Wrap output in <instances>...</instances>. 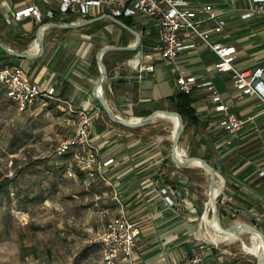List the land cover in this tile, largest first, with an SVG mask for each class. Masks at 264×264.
I'll use <instances>...</instances> for the list:
<instances>
[{
    "label": "crops",
    "instance_id": "1",
    "mask_svg": "<svg viewBox=\"0 0 264 264\" xmlns=\"http://www.w3.org/2000/svg\"><path fill=\"white\" fill-rule=\"evenodd\" d=\"M252 1L191 0L190 5L195 9L210 4L222 14L224 29L220 34L212 33L210 38L234 49L233 64L239 70L264 65V14L242 18L253 7ZM42 3L41 0H0V42L4 46L33 55L37 52L34 40L39 25L54 20L66 23L58 15L47 19L48 8ZM33 5L38 7L42 22L32 16L15 18V13ZM129 20L130 28L141 36L139 47L135 51H108L102 56L107 71L102 94L107 106L126 120L145 117L155 110L176 112L170 99L178 94L179 77L211 81L229 112L245 124L234 138L230 137L221 126L222 116L213 112L208 91L195 89L188 95L194 101L195 121L182 118V134L187 133V157L205 160L222 177L223 185L226 181L230 197L225 199L219 194L216 205L233 206L235 212L250 218L252 226L264 230V175L260 176L264 173V105L234 90L230 77L214 68L218 57L192 33L180 35V42L187 48L178 53L177 59L164 61L154 50L159 43L157 22L143 16ZM208 29L210 25H201L200 30ZM41 42L43 53L34 60L11 57L0 49V69L19 66L41 91L54 90L55 100L41 99L29 105L25 112L44 108L50 113L64 112L58 104L64 101L76 112L83 111L88 116L89 143L100 160H113L105 168L107 175L127 217L139 229L134 264H180L197 249L208 263L250 264L242 257L228 260L226 251L218 244L203 241L205 238L209 241L212 234L207 227H200L206 201L199 193L192 196L188 193L200 168L172 163L171 144L168 153L161 146L148 145L146 140L153 134L152 123L159 118L147 126L127 129L111 122L93 98L100 73L96 53L108 45L132 46L135 37L109 21H101L75 30L47 28L42 32ZM261 87L264 91V82ZM2 98L5 96L0 91ZM180 149L186 156L185 150ZM108 199L113 209L119 210L111 195Z\"/></svg>",
    "mask_w": 264,
    "mask_h": 264
},
{
    "label": "rangeland",
    "instance_id": "2",
    "mask_svg": "<svg viewBox=\"0 0 264 264\" xmlns=\"http://www.w3.org/2000/svg\"><path fill=\"white\" fill-rule=\"evenodd\" d=\"M76 20L77 17L65 19L66 22ZM58 104L64 112L50 113L44 108L20 113L7 98L0 99V181H10L9 195L0 197V264H72L84 247L96 244L106 222L101 214L103 210L107 209L110 216L119 210L127 213L107 169L92 177L80 171L73 154L82 157L87 153L86 148H73L62 157L57 153L59 145L71 139L79 125L78 110L68 102ZM152 126L153 134L146 142L153 147L161 146L168 153L172 124L155 119ZM181 135L179 149L185 150L187 133ZM185 154L189 156L186 150ZM98 161L102 160L98 157ZM215 179L217 184L219 180ZM208 186L209 175L197 169L188 193L190 196L199 193L206 201ZM228 192L225 181L220 194L229 199ZM110 195L118 212L111 206ZM218 199L216 197L215 201ZM216 211L223 228L239 223L252 225L250 218L235 212L228 204L216 205ZM211 216L210 209L206 221ZM205 227L216 234L206 222ZM261 231L264 234V230ZM205 239L203 241L209 243ZM218 247L226 251L228 260L242 257L255 264L259 241L243 233L232 241L218 243ZM197 252L198 249L193 254ZM187 260L180 264H187ZM83 264H102L99 251Z\"/></svg>",
    "mask_w": 264,
    "mask_h": 264
},
{
    "label": "built area",
    "instance_id": "3",
    "mask_svg": "<svg viewBox=\"0 0 264 264\" xmlns=\"http://www.w3.org/2000/svg\"><path fill=\"white\" fill-rule=\"evenodd\" d=\"M41 2L48 8L47 19H53L58 15L64 20L66 17H77V21L79 19L83 22L102 14L111 15L116 19H133L139 16L153 19L159 27V43L154 50L164 61L174 62L178 53L187 48L180 42V35L190 32L218 57L214 68L217 73L230 77L234 90L242 96L254 97L264 105V91L261 87L264 82V65L247 70H239L234 66V49L210 38L212 33L220 34L225 26V21L221 18L222 14L210 4L194 9L190 7L191 0H41ZM252 3L253 7L247 10L242 18L264 14V0H253ZM30 16L41 22L36 5L15 13L16 19ZM204 24L210 25V29L200 30L201 25ZM176 86L178 93L185 95L191 94L195 89L207 90L213 112L222 116L221 126L230 137L234 138L245 124L243 119L229 112L211 81L197 82L194 77H179ZM0 91L20 113L41 99L55 100L53 89L41 91L36 83L25 77L21 67L15 65L0 69ZM78 115L79 125L75 135L62 142L57 148V153L63 155L73 148H86L87 153L82 157L73 154L77 166L89 177L100 175L101 170L107 168L113 160L107 159L101 163L98 161V152L91 147L88 139L89 118L83 111H79ZM227 144H230V141ZM263 175V172L260 173V176ZM166 200L168 202V198ZM101 214L106 217V222L97 236L96 244L99 246L102 264H134L133 254L139 229L123 210L110 216L105 209ZM187 264L212 263L205 261L203 254L198 250L187 260Z\"/></svg>",
    "mask_w": 264,
    "mask_h": 264
},
{
    "label": "water",
    "instance_id": "4",
    "mask_svg": "<svg viewBox=\"0 0 264 264\" xmlns=\"http://www.w3.org/2000/svg\"><path fill=\"white\" fill-rule=\"evenodd\" d=\"M101 21H109L112 24L120 27L121 29L131 33L135 37V43L132 46H125V47H120V46L116 47V46L108 45V46L102 47L96 53L95 58H96V62L99 67L100 73H99V77L92 91L93 98L99 102L102 110L104 111V113L106 114V116L111 122L119 126H122L124 128H127V129H137V128L147 126L159 115H163L166 117H176L177 124L174 128L173 135H172V143H171V148H170V161L180 167H186L192 163H198L200 167L203 168L206 171V173L209 175L208 195H207L206 202L202 209L201 217L205 214V205H208L211 203L213 207L212 216L209 218V221H206V223L210 228L214 229V232L216 234L220 236L238 237L240 234H243V232H249L251 234H255L256 236H258L259 241L263 245V251L259 255L255 256V264H264V234L259 229H257L256 227L252 225L246 224V223L235 224L227 228H223L221 226L220 221L217 218V211H216V204H215V197H214L215 186H216L215 169L209 163H207L205 160L201 158L187 157L185 155L181 157L178 154L177 151H178V146H179L182 129H183L182 117L176 112H170V111H165V110H155L151 112L149 115L142 117V118H138V121L133 122L132 120H125L115 115L107 106L105 99L103 97V94H102V85H103V81L106 77V72H107L106 67L102 62V56L105 52H108V51H135L139 47L140 41H141V36L139 33H137L133 29L124 25L119 19H116L111 15L102 14L97 17H93L86 21L80 22V23L78 22H73L69 24L56 23V22L42 23L41 25L37 27L35 31L34 41L37 46V52L33 55L28 54V53L16 52L12 49L7 48L1 42H0V49L11 57L27 59V60H34V59H37L39 56H41L43 53V45L41 42V36H42L43 30L47 28H56L60 30L82 29L92 24L101 22ZM214 221L217 222V225H214Z\"/></svg>",
    "mask_w": 264,
    "mask_h": 264
},
{
    "label": "trees",
    "instance_id": "5",
    "mask_svg": "<svg viewBox=\"0 0 264 264\" xmlns=\"http://www.w3.org/2000/svg\"><path fill=\"white\" fill-rule=\"evenodd\" d=\"M118 19L129 28L132 25L129 19H123V18H118ZM71 22L72 21H68L66 23L69 24ZM170 100L173 102L176 113H178L183 119H186L191 122L195 121L194 108H193L194 101L191 97H189L188 95L182 94V93H178L174 98H171ZM66 154H68V152L60 156L61 157L66 156ZM9 184H10V181L7 179L4 181L3 180L0 181V197H2V195H6V196L9 195V190H8ZM98 251H99V246L97 244H90L84 247L74 257L72 264H83L85 261H87L90 258L92 254H95Z\"/></svg>",
    "mask_w": 264,
    "mask_h": 264
},
{
    "label": "bare ground",
    "instance_id": "6",
    "mask_svg": "<svg viewBox=\"0 0 264 264\" xmlns=\"http://www.w3.org/2000/svg\"><path fill=\"white\" fill-rule=\"evenodd\" d=\"M35 48H37V46H36V44H35ZM156 118H159V119H163V120H165V121H168L169 123H171L172 124V133H173V131H174V128H175V126H176V124H177V118L176 117H166V116H163V115H159V116H157ZM133 122H136V121H138V119H131ZM178 154L182 157L183 155H184V153L183 152H181V150H179L178 149ZM191 166H194V167H197V168H200V169H203V168H201L200 167V165L198 164V163H192L191 164ZM204 170V169H203ZM205 171V170H204ZM215 177H217L218 178V180L219 181H217V184H216V186H215V192H214V197L216 198L219 194H220V192H221V190H222V186H223V183H222V179L221 178H219L218 177V175H216ZM210 209H211V212H212V209H213V207H212V204L210 203V204H208V205H205V214L201 217V221H200V227L201 228H204V226H205V222H206V220H207V216H208V214H209V211H210ZM214 225H217V222L216 221H214ZM214 230V229H213ZM243 233H249V232H243ZM250 235H252V236H254V238L255 239H257L258 241H259V238H258V236H256L255 234H251V233H249ZM203 238H205V235L201 232V234H200ZM236 238H238V237H233V236H221V237H219V236H217V234H214V233H212L211 234V238L209 239V242L210 243H214V244H218V243H220V242H226V241H232V240H234V239H236ZM258 248V247H257ZM263 251V245H262V243L259 241V248L255 251V255H259L261 252Z\"/></svg>",
    "mask_w": 264,
    "mask_h": 264
}]
</instances>
